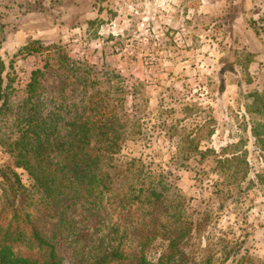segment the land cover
<instances>
[{
  "label": "rangeland",
  "instance_id": "374dc122",
  "mask_svg": "<svg viewBox=\"0 0 264 264\" xmlns=\"http://www.w3.org/2000/svg\"><path fill=\"white\" fill-rule=\"evenodd\" d=\"M236 1L51 0L50 10H38L47 13L48 25L35 15L39 27L56 29L42 40L45 46H61L80 65L92 68V92L112 90L115 104L124 97L122 121L140 120L141 132L126 141L119 156L166 173L195 199L198 210L210 201L216 222L203 232L202 247L208 237H222L235 250L264 258V65L251 66L259 28L245 2ZM62 3L68 9H61ZM82 5L91 8L88 18L85 11L77 13ZM22 11L23 22L34 19V13ZM22 49L0 55L4 85L25 87L36 69L50 78L46 55L57 50ZM254 126L261 140L254 136ZM244 149L250 167L237 180L243 182L215 187L224 178L232 181L236 168L229 170L227 164L225 173L217 158ZM11 157L7 143L0 141V169ZM18 171L30 185L28 172ZM167 244L158 238L147 249L148 258L157 261Z\"/></svg>",
  "mask_w": 264,
  "mask_h": 264
},
{
  "label": "trees",
  "instance_id": "16d2710c",
  "mask_svg": "<svg viewBox=\"0 0 264 264\" xmlns=\"http://www.w3.org/2000/svg\"><path fill=\"white\" fill-rule=\"evenodd\" d=\"M22 48L57 51L46 55L50 78L36 69L18 88L0 73V141L12 155L0 169V264H264L222 237L202 247L216 222L210 201L198 210L166 173L119 156L140 120L119 117L124 97L91 91L92 68L40 39ZM217 162L236 168L215 187L240 184L250 167L245 149ZM158 238L168 244L153 261L146 252Z\"/></svg>",
  "mask_w": 264,
  "mask_h": 264
},
{
  "label": "crops",
  "instance_id": "0c3cea01",
  "mask_svg": "<svg viewBox=\"0 0 264 264\" xmlns=\"http://www.w3.org/2000/svg\"><path fill=\"white\" fill-rule=\"evenodd\" d=\"M204 1L206 3H209L211 0ZM243 1L247 5V12H252L256 20L255 24L257 28H259L260 33L259 35L255 36L257 37V49H254L256 56L255 60L251 64L252 68H255L258 65H264V0H237L236 4H243ZM50 3L51 0H0V30L3 33V36L0 38L1 56L5 57L7 55L16 54L30 40H47L53 36L56 29H54L52 26L39 27L37 24H39L40 19L36 17V15H39L41 13L38 12V10H50ZM41 4H43V7L41 6ZM59 7L61 9H68L63 3ZM204 8L207 9V6H204ZM25 9L29 11L30 15L32 13H34V15L36 14L34 19H31L26 23L23 22L22 19V10ZM89 9L87 6L85 7L84 5H82L78 7L77 13L85 11L84 18H88L87 11ZM68 14L70 13L67 12L66 17L69 18ZM39 17H41L42 21L48 22L47 25L49 24V17L47 18V13L39 15ZM66 17H64L63 19L64 23H66ZM68 25H70V23ZM73 25L74 24H72V26ZM114 30L116 31L117 29ZM250 50H253V48ZM260 73V77H262V75H264V68L260 70ZM263 78L260 79L262 80Z\"/></svg>",
  "mask_w": 264,
  "mask_h": 264
}]
</instances>
